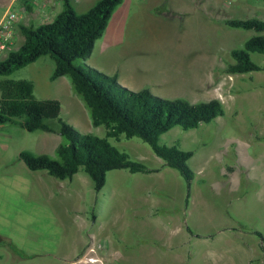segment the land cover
<instances>
[{"label":"rangeland","instance_id":"rangeland-1","mask_svg":"<svg viewBox=\"0 0 264 264\" xmlns=\"http://www.w3.org/2000/svg\"><path fill=\"white\" fill-rule=\"evenodd\" d=\"M7 1L0 4V11L13 4L20 23L36 24L38 7L27 9L21 3L7 5ZM153 1L154 9L126 22L115 19L123 1L115 6L98 37L104 49L92 48L90 65L114 74L119 83L133 90L146 87L160 96L191 101L217 97L224 109L222 115L195 127L174 125L160 133V142L192 150L186 162L193 176L187 205L179 197L183 194L164 199L159 193L162 198L157 199L154 217L187 224L193 237L195 233L216 235L225 227L232 230L233 238L257 241L264 247V71L225 70V65L233 62L229 50L241 46L254 30L221 21L228 14H254V9L222 11L223 0ZM227 5L230 9L232 4ZM255 13L264 18V13ZM110 20L118 24L111 32L107 31ZM16 31L9 49L21 42ZM249 56L264 64V54L252 51ZM51 66L52 59L41 56L7 76L31 79L35 97L59 101L58 115L65 122L79 131L103 135L104 127L90 123L87 108L68 77L49 79ZM61 140L64 138L58 133L0 124V235L20 251L0 245V264H91L87 257L100 253L105 254V264H139L116 255L109 258L110 251L124 255L129 248L136 250L142 236L140 220L132 214L140 210L132 204L143 199L126 198L113 172H107L106 183L95 190L89 175L80 168L69 178H56L43 169L28 168L16 156L18 150L28 149L56 157L54 147ZM108 140L150 167L160 159L136 136ZM229 167L232 175H224ZM173 170L184 187L183 178Z\"/></svg>","mask_w":264,"mask_h":264},{"label":"trees","instance_id":"trees-1","mask_svg":"<svg viewBox=\"0 0 264 264\" xmlns=\"http://www.w3.org/2000/svg\"><path fill=\"white\" fill-rule=\"evenodd\" d=\"M119 2L121 0H96L85 11L78 13L69 0H61L60 10L49 21L17 24L23 40L0 58V124L14 123L26 130L41 129L63 136L64 140L54 147L56 157L28 149L18 150L16 156L28 168L43 169L56 178H69L80 168L89 175L95 190L103 186L109 169H155L108 140L120 135L136 136L150 146L163 165L178 171L184 180L183 203L186 205L193 176L186 160L192 150L179 148L175 143L160 142L159 135L174 125L187 129L200 122H208L224 113L223 105L217 97L191 101L181 96H160L146 87L133 90L119 83L114 74L87 64L84 59ZM23 4L27 9L32 7L28 2ZM221 21L230 27L254 30L241 46L229 50L233 62L227 63L225 70L264 71V64L254 62L249 56L252 51L264 54V18L255 15L223 16ZM41 55L52 59L49 79L60 75L68 77L72 90L87 108L90 123L104 127L103 135L79 131L65 122L58 115L59 101L56 98L35 97L31 79L7 76ZM255 233L260 235L258 230ZM0 245L20 253L2 235ZM260 248L264 252L261 244Z\"/></svg>","mask_w":264,"mask_h":264},{"label":"crops","instance_id":"crops-1","mask_svg":"<svg viewBox=\"0 0 264 264\" xmlns=\"http://www.w3.org/2000/svg\"><path fill=\"white\" fill-rule=\"evenodd\" d=\"M3 1L4 0H0V4H2ZM12 1L13 0H8L7 5L11 4ZM43 1L44 5L41 9L36 10V13L34 12L35 20L37 21L36 23L49 21L61 8V0ZM69 1L73 6V9L80 13L89 8L96 0ZM16 2L18 1L16 0L13 3ZM121 2L122 6L119 10L120 16L118 14L115 16V19H123L121 21L124 22L141 15L146 9H154L155 6L153 0H121ZM229 3L232 4L230 9H228L230 6L227 7V4ZM16 4L19 5L20 3ZM222 4L223 7L221 10L224 11L226 9L229 13L230 11L234 12L235 10H246L247 7H253L254 9V14H249L247 16H258L259 14L255 12L264 13V0H230L229 2L223 0ZM34 9L36 8H33V11ZM3 10L0 11V15ZM19 17L20 16L17 15L15 33L10 45L11 48L16 36V30L18 29L17 24L20 23ZM109 22L110 25L109 27L107 26V31L111 32L117 29L118 24H116L114 20H110ZM22 40L23 35L21 34V42ZM98 40L100 41L98 42ZM93 46V49H104V43L102 39L99 38L95 39ZM6 52L7 51L4 52L3 56H5ZM41 56L37 57L34 61L38 60ZM89 58H91V52L85 58V61L90 65L91 61ZM42 63L43 62H41V65ZM50 64L51 63L49 62V65ZM50 68H52V66ZM129 153L131 154V152ZM152 167L155 169L150 171H129L127 168H113L109 169L111 171H107L111 173L113 172L115 175V181H119V189L123 192L122 194L126 198H131L134 195V198H137L138 200L143 199L142 201H137L132 204L133 207H138L140 210L138 211L136 209V213H132L135 219L140 220L138 223V232L142 236L138 248L136 250L134 248H129L127 254L124 255H120L117 251H110L109 258L115 259L114 255H116L122 260H136L137 262H140L139 264H167L169 262L172 264H264V252L260 249L259 242L256 241L255 243L254 241H249L247 239L243 240L238 237L233 238L232 230L224 229L225 227L216 235L206 234L202 236L195 233L196 236L193 237L191 229H189L187 224H183V222L174 223L170 220L168 222L157 220L158 218L154 217L156 216L155 213L158 211L157 204L159 203L157 202V199L162 198L158 194L161 193L164 199L170 195L183 194L179 196L183 202L184 187L183 184H181L178 175L173 170L175 168L163 165L162 160L160 159L157 160ZM231 171L232 169L229 167L224 172V175L228 176ZM107 172L104 183H106L108 179L109 173ZM230 175H232V173H230ZM111 186L116 185L113 184ZM140 207H142V209L148 208V211H141ZM153 217L155 221L151 220ZM133 221L132 225L133 227H136V223ZM126 242L129 243L130 241L128 242V240H126ZM88 257H91V260H88ZM88 257L87 261L91 262V264H105L106 262L105 254H92Z\"/></svg>","mask_w":264,"mask_h":264},{"label":"built area","instance_id":"built-area-1","mask_svg":"<svg viewBox=\"0 0 264 264\" xmlns=\"http://www.w3.org/2000/svg\"><path fill=\"white\" fill-rule=\"evenodd\" d=\"M16 0H13V3ZM16 3H21L22 8H24L23 2H28L32 6H36L39 9L44 5L43 0H17ZM228 2L230 0H227ZM13 5V4H12ZM9 5L6 7L0 15V54L9 50L10 45L12 43L14 33H15V25L17 19V13L15 9Z\"/></svg>","mask_w":264,"mask_h":264},{"label":"bare ground","instance_id":"bare-ground-1","mask_svg":"<svg viewBox=\"0 0 264 264\" xmlns=\"http://www.w3.org/2000/svg\"><path fill=\"white\" fill-rule=\"evenodd\" d=\"M92 259H94V258H92ZM89 260H91V257L89 258Z\"/></svg>","mask_w":264,"mask_h":264}]
</instances>
